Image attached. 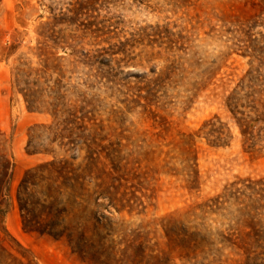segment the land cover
<instances>
[{"label":"rangeland","instance_id":"obj_1","mask_svg":"<svg viewBox=\"0 0 264 264\" xmlns=\"http://www.w3.org/2000/svg\"><path fill=\"white\" fill-rule=\"evenodd\" d=\"M39 55L52 69L43 99L62 96L93 143L85 197L58 201L59 227L86 235L82 258L25 232L15 200L28 169L72 155L15 85ZM262 106L264 0H0V152L13 164L0 228L37 264H264ZM29 135L52 152L28 154Z\"/></svg>","mask_w":264,"mask_h":264},{"label":"trees","instance_id":"obj_2","mask_svg":"<svg viewBox=\"0 0 264 264\" xmlns=\"http://www.w3.org/2000/svg\"><path fill=\"white\" fill-rule=\"evenodd\" d=\"M41 56L43 55H39V68L32 69L27 66L26 71L17 69L15 85L17 91L23 96L28 111L47 112L52 116L57 129L62 126L59 130V149L63 150L64 153L70 152L72 155H70V160L54 157L50 161L28 169L16 188L15 200L20 212L22 228L25 232L49 236L55 240L64 239L71 251L82 258L87 244L86 235L85 233L72 235L67 233L63 226L59 227L58 224L65 214V209L58 206V201L64 195H72L80 199L85 197L87 179L95 178L93 171L95 168L94 153L93 155L90 153L93 143H89L84 136L87 131L84 116L78 118L75 117L76 112L69 113L68 110H64V106L58 103L59 98H62V96L58 95L57 89L56 93L54 91L50 92V94H55V97L58 95L53 99L56 102L43 99L46 92L44 87L47 83L45 75H48L52 69L49 67L48 57L45 55L41 58ZM90 57L87 53L82 52L81 62L85 65H93L94 60H90ZM262 108L264 109V106ZM231 112L236 113L232 108ZM254 112L257 116L256 119H253L255 122L264 121V116L261 113H258L257 110H254ZM62 116L64 117L62 118ZM71 117H74V119H71ZM238 124L241 134L246 136L248 134V123L238 119ZM41 127L46 130L52 128L51 125H41ZM74 129L78 134L72 137ZM65 133H69V135L65 136ZM221 134L219 131L213 130L205 133L206 138L212 140L211 143L214 146L224 144L225 139L221 137ZM33 139L34 137L29 135L25 147L28 154L52 152L39 147V145H34ZM83 150L86 154L82 158V162L75 165L74 163L80 159ZM74 151L75 153H73ZM84 164H86L85 167H82ZM12 170L13 164L9 155L0 152V216L6 212L11 200L10 181ZM261 184H264V181ZM259 193H264V189L260 190ZM0 264H37L31 253L22 247L2 226L0 228Z\"/></svg>","mask_w":264,"mask_h":264}]
</instances>
